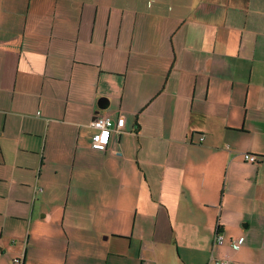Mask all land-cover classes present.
I'll use <instances>...</instances> for the list:
<instances>
[{
	"label": "crops",
	"instance_id": "0c3cea01",
	"mask_svg": "<svg viewBox=\"0 0 264 264\" xmlns=\"http://www.w3.org/2000/svg\"><path fill=\"white\" fill-rule=\"evenodd\" d=\"M221 257L264 264V0H0V264Z\"/></svg>",
	"mask_w": 264,
	"mask_h": 264
},
{
	"label": "built area",
	"instance_id": "2783aa9c",
	"mask_svg": "<svg viewBox=\"0 0 264 264\" xmlns=\"http://www.w3.org/2000/svg\"><path fill=\"white\" fill-rule=\"evenodd\" d=\"M125 124V118L123 116H118L113 118L110 115L97 114L90 121L89 125L94 129L93 134L90 137V146L91 148L98 151H105L108 147V143L112 139L115 133H118L122 130ZM203 139V136H200V140ZM244 158L247 161L255 162L257 157L250 153H244ZM215 243L221 244L223 241V236L218 231L214 235ZM242 239H234L231 241V246L233 249H238L241 245ZM18 261V259H16ZM216 264H235L231 259L226 257H221L215 259ZM245 264V263H243Z\"/></svg>",
	"mask_w": 264,
	"mask_h": 264
}]
</instances>
